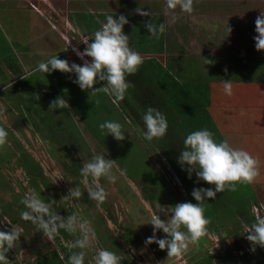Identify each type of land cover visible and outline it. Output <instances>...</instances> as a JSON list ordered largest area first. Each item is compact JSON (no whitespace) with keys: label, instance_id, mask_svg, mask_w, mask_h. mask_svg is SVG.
Returning a JSON list of instances; mask_svg holds the SVG:
<instances>
[{"label":"rangeland","instance_id":"obj_1","mask_svg":"<svg viewBox=\"0 0 264 264\" xmlns=\"http://www.w3.org/2000/svg\"><path fill=\"white\" fill-rule=\"evenodd\" d=\"M17 1L18 0H0V26L2 28L0 33L5 34L4 37L7 36V40L12 43L13 47H16L19 41L22 42L21 45L18 46L25 49L16 54L17 58L25 63V58L30 55L28 57L29 61L26 58L29 65L25 63V66L26 68H31V71H35L25 76L24 82H29L28 86L15 83L17 86L12 84L11 86H5L4 89H0V127H3L7 131L6 143L0 145V156L13 153L11 156V163H9V160H0V180H3V183L0 184V199L3 198V200L1 199L2 201H0V230L8 231L11 229L12 225L21 230L19 241H17L15 246L6 253L8 264H42L39 262V259L46 262L45 264H61V259L53 255L52 250L56 249L58 255L65 258L67 261L65 248L68 250L72 248L70 245L79 237V232H77L75 239L68 240L60 235L58 230L59 237L54 236L50 240L41 230L37 229L34 224H30V221L23 219L25 223L30 225L31 230L28 231L27 228L23 227L21 222L13 221L11 216L5 213V202L8 200H15L18 194L24 192V186H27L25 193L26 191H28V193L34 191V188L29 185L24 170L15 165V160L17 158L16 154L20 151L18 145L21 144V146H23L21 149L25 148L36 160L42 163L46 174H48L50 178L48 186L42 185L43 187H41L43 193H40L44 196L43 198L39 193L41 198L49 202L51 201V208L57 214L67 218L68 215L73 214L69 209L77 205L75 203V198H72V201L68 204L63 202L67 195L62 194L60 191L61 188H66L70 191L76 186L73 184L71 185L68 176L58 165L55 157L49 152V147L52 145L51 148H53L55 152L57 149H61V154L65 156L67 152L70 156L75 155V158H83V153L81 154L82 150L79 151V148H83L88 144L90 150V153H88L89 155L95 152L96 154H103L106 159H113V156L107 155L102 143L89 131L86 123L82 122L79 116L74 114L70 116L68 114L69 110H66L65 107L60 110H49L51 101L58 96H62L67 102H69V99H73L76 108L79 105L81 106V103L95 106L98 110H101L95 115L94 121L96 122L102 120L117 121V117L120 118V115L116 112L115 116H110L102 110V106L99 107L100 105H98L100 103H98V100L102 99L100 95L98 93L90 94L89 90H82L76 83L73 85L69 76L70 73H60L59 71L44 73L39 71L38 68L35 69L36 66H38V64H35V61L38 57H42V55L34 48L38 46L40 48L42 47L43 51L52 50L49 40L45 37H37L35 43H30L32 37H36L35 32L42 27L48 30L53 28L57 36L53 38L51 43L56 45L57 41H59V37H61L62 40L64 39L66 46L71 49V53L68 55L75 58L76 52L73 51L74 47L71 37L76 36L74 45H76L79 50L83 51L84 43L82 41L86 37L82 31V22L79 24L81 26V28H79L77 26L78 24H76L75 21H71L67 16L68 14L64 4L59 3V1H56L57 4L54 6H50L52 0H41L40 2L32 1V3L30 0H26L22 2L21 7H19V5L16 6ZM110 1L111 4H107L106 6L108 10L101 11V16L97 20L98 23L102 26V24L106 22V15L109 14L115 15L116 17L120 14L126 15L129 22L124 25L123 30L126 34L131 36V40L129 41L130 47L138 52L140 56H150L153 51L156 55L158 52L157 49L150 52L151 49L143 50L141 48L143 46L152 47L156 45L153 44L152 41L147 43V45H142L146 43V40H151L152 37H154L146 30L144 23L153 22L157 26L161 23L165 25L166 32L164 31V39L167 41H163V50L159 52L158 57L180 80L209 79L210 77H214L212 75L213 73L219 75L215 78L218 81L230 78L231 80H237L236 82L239 80L242 86H238V88H246L244 92L254 91V98L259 97V90L263 91L255 85H257V81L261 80L260 78L264 79V50H257L255 48L254 36L258 35L255 31L256 18L264 14V0H228V2H226V0H193V11L202 13L196 18L190 16L188 13H178L179 10H176V13H172V11L166 7L167 0ZM73 5L75 4L72 2L71 6ZM223 5L228 7L220 8L223 7ZM118 9H122L123 11H118ZM140 10L147 12L148 15L140 14ZM217 12L220 13L217 14ZM36 14H38V17ZM59 16H67V18L64 19H67L66 22L63 20H56V17ZM209 23L212 24L213 29L211 30L223 34L221 38L212 35V31H206ZM90 30L94 32L96 29ZM180 32L181 36L185 38V46H187L189 42H187V40H191L192 49L186 50L183 46L182 48L184 51L179 52L181 54L189 53L187 56L177 55L179 53H177L176 49L172 51L171 45L175 44L173 45L174 47H178L179 45L176 39L179 40ZM203 32L204 35L207 34V36L212 39L213 45L215 46V48H212L211 53L206 49V46L209 45V43H205L206 39L203 38L201 42L205 44V46H202L200 43L199 39L203 36ZM145 33L147 34L146 40L142 39V35ZM159 35L162 36L163 33ZM222 39L225 41L221 42ZM198 43L202 46L201 48L198 47ZM84 46L86 47L85 44ZM56 48L59 47L56 46ZM0 53H4V49L1 45ZM40 62H42V60L39 61V63ZM4 83L5 81L1 79L0 86ZM260 83L261 85L259 86H263V83ZM221 87H223V82ZM221 87L216 86L208 89L211 96H215ZM233 88L235 87L233 86ZM233 92H236V88ZM233 92L231 94L232 96L234 95ZM104 103H106L105 100ZM104 103L102 102L101 105ZM16 105L17 107L14 109ZM68 105L69 103H66V107H68ZM255 106H258L257 109H261V107L264 106V101L258 103V105L255 104ZM29 109H37L41 117L45 115L46 117H50L51 120L58 122L59 128H56L54 124L51 127L54 130L58 129L56 130L55 139L50 138V140H44L38 132L34 131V124L28 121L24 116V114L28 115ZM42 110H46L43 111L45 114ZM73 110L75 109L73 108ZM253 111V121H260L263 119L264 110ZM66 114L68 115L66 116ZM32 115L33 119L35 118L38 124L43 126L40 122V116L35 114ZM77 125H79L81 129L80 132H72V130L64 131V129H73L77 127ZM48 131L47 129L46 132ZM48 134L50 133L48 132ZM251 135L254 136L250 139V144L256 145L258 143L259 146L260 140L255 137L259 135L256 134L255 131L253 134L251 133ZM76 136L79 137V142L74 140ZM112 144L116 148L115 155L124 161L126 170L132 175L137 176V180H133L132 176L131 179L126 177L123 171L118 169L117 165H115L117 169L113 165L112 174L116 176L117 185L121 189V192L117 191L113 185H110L109 181L107 184H103L100 180L98 181V183L105 188L108 207L104 208L98 204H84L81 205V208L74 209L77 211L76 215L79 216L81 220H87L88 213L85 212L86 208L92 210V212H97L99 210L104 214H108H105L109 225L107 227L109 231L105 233L106 238L108 239L107 236L111 235L113 231L116 233L121 231L122 234L128 231L134 239L138 238V245H127L123 242L121 237L119 238L121 243L119 250L121 253L129 256L130 261L136 260L141 264H145V262L140 261L138 256L132 257V255H137L140 251H147L153 255L154 258H158L157 254H154L153 244L155 242L151 244L145 243L146 238L153 235V225L149 222L151 216L158 213V207L157 209L154 207L159 205L160 207L167 208L178 202H192L193 196L191 193L193 188L185 186V183H183L186 189L181 192V187H173L170 180H168L167 183L158 171L161 170L162 163L156 164L155 166V162L151 155H148L149 159L146 157L143 148L139 147L140 143L137 142V137L133 136L132 139L124 138L118 141L112 136ZM149 153L152 154V152ZM85 157L88 158V156H84V158ZM257 177L258 182L264 185V167L261 169V174L259 173ZM78 180H80L79 177ZM89 185H91V180H89ZM57 187L59 191H55ZM259 197H261L260 194ZM154 198H156V201H154ZM260 200V202L264 201V195ZM256 204H258V202ZM13 209L21 221V215L17 211H21V209L15 204ZM107 211L112 212L111 216ZM85 214L86 217L84 218ZM159 214L162 219H167L164 213ZM115 219H117V222L114 221ZM234 220L235 219L230 221L227 217L226 223H224L225 228L218 225V230L210 229L207 234L201 237L200 240L205 244L201 251H198L199 249L196 247L198 244H189L185 252L187 255L184 253L182 254L185 255L181 257L183 259L182 261H187L186 264H196L199 259L204 257V253L206 252L210 254L219 250L222 253L227 247H233L236 244L248 246L249 240L246 239L247 233L245 231L250 227L245 226L243 229L233 234L227 233V230H232L236 227V222ZM98 222L99 220L96 217V224H98ZM89 223L90 227L94 229L91 221H89ZM182 230L186 231V229ZM95 234V240L92 245L83 249L85 252V260L87 259V261H89L88 264H95L94 258L97 251L99 249H106V244L101 241L99 234L97 232H95ZM166 235L167 234L163 233L162 230L156 233L157 237H164ZM117 237L116 235L114 236L115 239ZM108 243L113 244L112 240H108ZM194 247L198 250L195 249L191 252V249ZM38 249L42 250V255L37 253ZM75 249L76 252L81 251L79 248ZM179 257H167L163 262L160 259V264H179ZM235 258L236 257H232L230 261L233 262ZM150 262V260L147 261L148 264H151Z\"/></svg>","mask_w":264,"mask_h":264},{"label":"trees","instance_id":"obj_2","mask_svg":"<svg viewBox=\"0 0 264 264\" xmlns=\"http://www.w3.org/2000/svg\"><path fill=\"white\" fill-rule=\"evenodd\" d=\"M226 2H228V0H226ZM227 7L223 5V7L220 8ZM0 30H2L1 26ZM35 33L36 37H32V40L30 41L31 44L37 41V37H45L49 40V43L52 47L51 51H43L42 49L36 50L39 54L42 55V57H38L35 61V64H39V61L41 60L47 61L52 56H59L61 59H67L69 61L70 56L68 54L71 53V49L66 46L64 39L62 40L61 37H59V41H57L56 45L51 43L53 38L57 36L54 29L51 28V30H48L47 28L42 27ZM4 36L5 34L0 33V45L4 49V53H0V78L5 81V83L0 86V89H4L7 85H16L17 83L28 86L29 82H24V79L26 78L25 76H28V74H32L35 71H31V68H26L25 66V63L29 65L28 57L30 55L26 57L28 61H26L25 58V63L20 61L17 58L16 54H18L19 51L25 49L18 46L21 45L22 42L19 41L18 45H16V47H13L12 43L7 40V36ZM56 46H58L59 48H56ZM142 59L143 62L139 66L138 71L134 74L126 76V79L131 83L123 99H117L112 95L105 94L104 92H97L100 95V98H102L98 100V103L100 102L98 105H100L99 107L102 106V110H104L110 116H115L116 112L119 113L120 118L117 117V121L120 122L123 126L125 138L132 139L133 136L137 137V142L140 143L139 147L143 148L144 154L148 159V155H151L152 159L155 162V166L162 161L163 168H167V171L174 175L177 174L183 180L185 186L191 187L193 189L198 187H214L213 185H210L203 180H197L195 172L192 173V177L190 179L188 177L187 171L184 170L177 161V157L180 155V152L183 148L184 137L194 130L206 128L214 134V138L217 142L227 140L232 147L248 151L258 160V174H261V169L264 167V115L263 119H261L260 121H253L252 118L254 117L253 110H264V106L261 107V109H257L258 106H255V104L258 105V103L264 101L263 79V86H259L260 84L256 82L257 85L255 86L263 90H259V97L256 98H254V91L244 92L246 88H238V86H242V83H240V81L236 82L237 80H231L232 85L236 88V92H233L235 91V88L232 89V92L234 93L233 96L225 94L223 91V87H221L217 91L215 96H211L208 89L216 86L220 87L224 80L222 81L221 79L220 81H218L216 79H209L205 81L203 79H189L182 81L178 77H176L175 74H173V72L169 70L168 67L164 65V63L157 57L144 56L142 57ZM81 64H83V62H81ZM37 67L38 66H36L35 69H37ZM55 71H59L60 73H62L60 70ZM212 75L214 76L213 78H217V76H219L213 73ZM69 76L71 79V83L74 85V80L76 79L75 73H70ZM103 83L104 82L101 81L94 85V87H100L103 85ZM104 100L106 101V103H104ZM73 101V99H69L68 107L65 106V109L69 110L68 114L70 116H73V114L79 116L81 121L86 123L89 131L93 133L104 146L107 155L113 156V165L116 169L117 167L115 165L118 166L119 170L123 171L126 177L130 179L133 177V180H137V176L132 175L128 170H126L124 161L120 157H117V155H115L116 148L112 144V135L109 134L106 136L102 134L101 129L99 128V124L104 122L105 120L99 122L94 121L95 115L101 110H98L95 106H90L89 104L85 103H81V106L79 105L76 108V104H74ZM102 102L104 104L101 105ZM72 106L75 110H73ZM148 107H153L160 110L166 116L168 121V129L166 134L159 139L154 138L152 141L146 140L143 136L145 128L142 117ZM56 110L60 109L58 108ZM43 111L46 110H42V112ZM27 114L28 115L24 114L25 118H27L28 121L34 124V131L38 132L42 139H55L56 130L58 129L54 130L51 127L54 124L56 128H59L58 122L51 120L50 117H46L45 115L41 117L39 110L29 109ZM32 114L40 116V122L43 124V126L38 124V121L35 120V118L33 119ZM68 114H66V116ZM47 129L49 130L48 132L50 134L46 132ZM69 130H72V132L81 131L79 125H77V127L73 129H64V131ZM254 131L259 135L255 136L260 140L259 146L258 143L256 145H252L249 142L250 139L254 136L251 135V133L253 134ZM78 138L79 137L76 136L74 137V140H77L79 142ZM20 146L21 144L18 145L20 151L18 154H16L17 158L15 160V165L21 167L24 170L26 177L28 178L29 185L32 186L34 188V191L39 194L40 192H42L41 187L48 186V181L50 180V178L48 177V174H46L42 163L36 160L32 156V154L25 148L21 149L23 146ZM51 146L48 149L49 152L55 157L58 165L64 170L65 174L68 176V179L71 181V185H75L82 192V195L79 198H75V203L77 206H72L69 211L77 214V211L74 208H81V205L84 204L97 205V202L95 200L89 198L87 187L83 183V177L80 175L79 171L83 165V162L90 160L92 157L93 153H91L90 155L88 154L90 153L89 145L87 144L85 147L79 148V151L82 150L81 154L83 153V158H75V155L70 156V154H67V152L66 156L68 157H66L65 155L61 154V149H57L55 152L54 149L51 148ZM120 146L122 147L121 144ZM149 152H152V154H150ZM12 155L13 153H9V155L0 156V160H9V163H11ZM84 156H88V158H84ZM158 171L164 177V180L168 183L169 179L165 176L166 172L164 173L162 168ZM78 177L80 180H78ZM89 180H91V178H89ZM99 180L103 182V184L108 183V181L103 177H101ZM2 183L3 180L1 179L0 184ZM109 184L113 185L117 191L121 192V189L117 185V180L114 183L109 182ZM26 187L27 186L23 187L24 192L22 194H18L15 200L6 201L4 208L6 209L5 213L10 215L13 221L21 222L23 227L27 228V230L30 231V225L28 223H25L23 219H21L20 221L19 217L16 215V212L13 209L15 204L18 205L21 211L26 210L25 206L21 203L22 197L26 193H28V191H26L25 193ZM55 191H59V188L57 187ZM60 192H62V194L64 195L69 194V191L66 188H61ZM42 193L40 194L43 196ZM259 194L261 197L264 195V185L258 182V177L256 176L253 182L250 184L238 183L234 191L225 189L223 192H218L215 198H207V201H205L204 214L208 218L209 222L206 226V234L210 229L218 230V225L225 228L224 223H226L227 217L230 219V221L235 219L234 221L236 222L235 228H233L232 230H227L228 234H233L236 231L243 229L245 226L250 227L253 223L256 222V216L252 212V207L254 204L261 201V197H259ZM1 199L3 200V198ZM1 199L0 201H2ZM70 201H72V198L68 196L63 200V202L67 204ZM154 201H156V198H154ZM192 202H197L195 201L194 197L192 199ZM107 203L108 199H105V201L100 203L99 205L107 208ZM154 208L157 209V206ZM17 211L21 213L20 210ZM85 212L88 213L87 220L91 221L95 232L99 234V236L101 237V241L106 244V249L115 252L118 256L121 257V264H141L136 260L130 261L129 256H126L119 250V247L121 245L119 238L122 237L123 242L130 246L138 245V238L134 239L128 231H125L124 234H122L121 231H118V233L113 231L111 235L107 236V239L105 233L109 231V229L107 228L109 226L107 222L108 219H106V215L108 214L105 213V215L99 210L97 212H92V210H88L87 208L85 209ZM108 212L111 216L112 212L107 211V213ZM85 217L86 214L84 215V218ZM96 217L99 220L98 224H96ZM114 221L117 222V219H115ZM29 223L33 224L31 221ZM59 233L68 240L75 239L77 235V233H69L64 229H59ZM115 235L118 236L116 239L114 238ZM55 236L59 237V234ZM108 240H112L113 244H109ZM197 244L196 247L199 250L194 247L191 249V252L195 249L201 251L202 247L205 245L203 244L202 240H199ZM153 245L155 252L154 254H157L158 258H154L153 255H151L147 251H140L139 253H137V255H132V257L138 256L140 261L145 262V264H148L147 261L149 260L151 261V264H160V259L163 262L164 259L167 258V249H160L158 244L156 243H154ZM65 250L67 259L72 253L76 252V249L73 247L70 250L65 248ZM37 253L39 255H42V250L38 249ZM52 254L61 259V264H68V260L66 261L65 258L60 257L56 249L52 250ZM184 254L187 255L185 252ZM232 257H236L233 262L230 261ZM39 260V262H41L42 264L46 263L41 259ZM88 262L89 261H87L86 259L84 261V264H88ZM196 264H264V246L255 245V249L253 250V242L251 241H249L248 246H240L239 244H236L233 247H227V249L222 253L219 250L210 254L206 252L204 253V257L199 259Z\"/></svg>","mask_w":264,"mask_h":264},{"label":"clouds","instance_id":"obj_3","mask_svg":"<svg viewBox=\"0 0 264 264\" xmlns=\"http://www.w3.org/2000/svg\"><path fill=\"white\" fill-rule=\"evenodd\" d=\"M166 7L169 10L179 7L181 11L191 13L193 0H167ZM140 12L148 15L142 10ZM128 22L124 14L118 17L106 15V22L92 34L91 40L89 37L82 41L86 45L85 47L83 44V51L74 45L76 36L71 37L74 48L68 45L73 48L83 64L70 63L67 59L52 56L47 61L40 62L38 70L44 73L55 70L75 73L74 83L78 84L82 90H89L90 94L104 92L117 99H123L131 83L126 76L137 72L143 62L140 54L130 47L129 35L123 30ZM255 24V31L258 33L254 36L255 48L264 50V14L256 18ZM145 27L152 36L157 38L165 31L163 23L157 26L153 22H145ZM229 30L231 32L230 26ZM101 81L104 82L102 86L94 87ZM232 88L231 79H224V93L231 95ZM66 103L68 102L62 96H58L51 101L49 109H62ZM142 119L145 128L143 136L146 140L159 139L166 134L168 121L160 110L148 107ZM99 128L103 135L111 134L118 141L125 138L123 126L118 121L106 120L99 124ZM6 138L7 131L0 127V145L6 143ZM177 161L187 171L190 179L195 172L197 180H203L214 187L194 188L191 195L197 201L196 203L178 202L167 208L157 206L158 213L153 214L149 222L153 225V235L147 237L145 243L155 242L160 249L166 248L167 257L181 256L187 251L189 244H197L206 234V226L209 222L204 214L207 198H215L218 192H223L225 189L234 191L238 183L250 184L258 175V160L254 156L244 149L232 147L227 140L217 142L214 134L206 128L191 131L184 137L183 148ZM112 169L113 159H106L103 154L94 152L91 159L83 162L79 170L89 198L95 200L98 205L105 201L107 195L105 188L98 181L103 177L114 183L116 176L112 174ZM89 178H91V185H89ZM183 187L185 188L184 185ZM81 195L79 188L75 187L67 196L79 198ZM21 203L26 209L21 211V218L31 221L50 240L58 234L59 229L69 233L79 232V237L70 247L79 248L81 251L72 253L68 257V264H84L83 249L91 246L96 236L89 221L81 220L75 213L64 218L51 208V201L43 200L35 191L26 193ZM159 213H164L167 219H162ZM160 230L167 235L157 237L156 233ZM245 232L248 233L246 239L253 242V250L255 245L264 246V217L257 216L256 222ZM20 236L21 230L13 225L8 231L0 230V264H8L6 253L15 246ZM94 259L95 264H121V257L109 249H99Z\"/></svg>","mask_w":264,"mask_h":264},{"label":"crops","instance_id":"obj_4","mask_svg":"<svg viewBox=\"0 0 264 264\" xmlns=\"http://www.w3.org/2000/svg\"><path fill=\"white\" fill-rule=\"evenodd\" d=\"M26 0H18L17 2H16V6L17 5H19V7H21V5H22V2H25ZM31 1V3H32V1H37V2H40L41 0H30ZM56 1H59V3H63L64 4V7H65V10H66V12H67V16L70 18V20L71 21H75V23L76 24H78L77 26L79 27V28H81V26L79 25V24H81V22H82V24H83V26H82V28H83V34L85 35V37L86 38H89L90 37V40H91V36H92V34L96 31V30H98L99 28H101V24H99L98 23V19L100 18V16H101V11H106V10H108V8L106 7L107 6V4H111V1L110 0H52L51 1V4H50V6H54L55 4H57L56 3ZM114 1V0H113ZM155 1H160V0H155ZM73 2V4H75V5H73V6H71V3ZM58 3V4H59ZM116 7V6H115ZM54 8V7H53ZM176 10H179L178 11V13H187V12H183V11H181L179 8H177V9H175V10H171L172 11V13H176ZM118 11H123L122 9H118ZM130 11V10H129ZM86 13V14H85ZM212 13V12H211ZM218 13H220V12H217V14ZM140 14H141V12H140ZM188 14H190V16H194L195 18L199 15V14H202L201 12H199V13H196L195 11H192L191 13H188ZM209 15H212V14H209ZM36 16L38 17V14H36ZM67 16L65 17V16H59V17H56V20H63V21H65L66 22V20H64L65 18H67ZM145 24V23H144ZM144 27H145V25H144ZM53 29V28H52ZM90 29H96L94 32H92ZM211 29H213L212 28V24L211 23H209V26H208V28L206 29V31H212L211 32V34L212 35H214V36H217V37H219V38H221L222 37V35L223 34H221L220 32H217V31H213V30H211ZM81 30V29H80ZM146 30L148 31V29L146 28ZM81 31V32H82ZM145 32V31H144ZM149 32V31H148ZM166 32V31H165ZM146 36H147V34L145 33V34H143L142 35V39H145L146 40ZM165 38V34H164V32H163V35L162 36H160L159 35V38H157V37H152V39L151 40H146V43L145 44H142V45H147V43H149L150 41H152V43L153 44H156V45H153L152 47H149V46H143V47H141L143 50H146V49H151L150 50V52L151 51H153V50H156L157 49V54L155 55L154 54V51L152 52V55H150V56H155V57H157L158 59H159V57H158V54H159V52L161 51V50H163V41H167L166 39H164ZM202 38V39H201ZM201 38L199 39L200 40V43L203 41V38L204 39H206V42L205 43H209V45H207L206 46V49H207V51L208 52H210L211 53V51H212V48H215V46L213 45V41H212V39L210 38V37H208L207 36V34H205L204 35V32H203V36H201ZM131 40V36H129V41ZM177 40V42H179V45H178V47H174L173 45H175V44H173V45H171L172 46V51H174L175 49H176V51H177V53H179V52H181V51H184L183 50V46L186 48V50H190V49H192L191 48V40H187V42H188V44H187V46H185L186 44H185V38L184 37H182L181 36V32H180V34H179V40L178 39H176ZM222 41H225L224 39H222L221 40V42ZM220 42V43H221ZM231 42V41H230ZM200 43H198V47L199 48H201L202 46H205V44H202L201 43V45H200ZM131 44H133V43H131ZM39 45H40V43H39ZM134 45V44H133ZM34 49H36V50H38V49H42V47L40 48V47H36V48H34ZM149 52V53H150ZM189 53H183V54H181V53H179V54H177V55H180V56H184V55H188ZM211 55V54H210ZM141 57H144V56H141ZM211 57V56H210ZM209 57V58H210ZM212 58V57H211ZM161 60V59H160ZM69 61L70 62H76V63H78V64H81V60L76 56L75 58H72L71 56H70V58H69ZM162 61V60H161ZM163 62V61H162ZM164 63V62H163ZM164 65H166L165 63H164ZM167 66V65H166ZM38 68V67H37ZM214 68V67H213ZM210 80H215V78H209ZM209 79H203V80H209ZM261 80H259V81H257V83H259L260 85H261V83L260 82H262L263 80H262V78H260ZM0 80H1V78H0ZM3 80V79H2ZM199 80H202V79H199ZM254 80V79H253ZM239 81V80H238ZM249 82V81H248ZM221 87V86H220ZM28 88H30V87H28ZM17 107V105L16 106H14V109ZM35 110H37V109H35Z\"/></svg>","mask_w":264,"mask_h":264},{"label":"built area","instance_id":"obj_5","mask_svg":"<svg viewBox=\"0 0 264 264\" xmlns=\"http://www.w3.org/2000/svg\"><path fill=\"white\" fill-rule=\"evenodd\" d=\"M161 163H162V161H161ZM162 165H163V163H162ZM164 168L162 166V170H163L164 173L166 172L165 173V176H166V178H168L172 182V186L175 187V188L181 187L182 190H185V188L183 187V183H182L180 177L177 174L174 175V174L168 172L167 171V168H165L166 170ZM252 211L255 214L256 218H257V216L264 217V201L263 202H260L259 204H255L253 206ZM183 256L184 255H181L179 257V263L180 264H186L187 263V261H185V260L182 261L183 259L181 257H183Z\"/></svg>","mask_w":264,"mask_h":264}]
</instances>
